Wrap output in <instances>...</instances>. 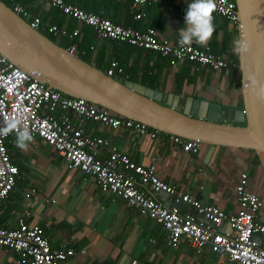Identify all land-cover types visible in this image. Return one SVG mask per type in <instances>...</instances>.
Listing matches in <instances>:
<instances>
[{"label":"crops","instance_id":"obj_1","mask_svg":"<svg viewBox=\"0 0 264 264\" xmlns=\"http://www.w3.org/2000/svg\"><path fill=\"white\" fill-rule=\"evenodd\" d=\"M11 1V7L13 2H18L32 16L41 17L42 32L51 34L66 48L74 46L80 57L98 68L106 71L112 60H118L124 69L116 75L121 81L131 80L164 91L165 101L173 92L244 108L242 73L237 60L240 30L216 11L211 38L203 45L195 41L192 44L232 60L229 67L217 70L190 61L171 65L156 51L101 38L95 27L65 14L46 0ZM66 1L126 26L141 30L154 27L160 35L172 40L180 38L179 31L184 26L185 10L190 2L150 0L143 6V18L136 19L133 0ZM52 25L67 29L69 34L79 29V34L55 35L46 28ZM83 126L87 132L118 146L139 164H155L158 176L167 183L226 211L239 208L236 185L241 171H249L251 185L254 177L263 172L251 149L218 146L206 163L209 148L206 144H201L198 153L191 154L173 143L169 133L161 132L159 138H152L126 127L115 128L91 120H85ZM15 141L16 134L8 145L20 174L15 189L0 206V224L16 226L18 214L30 209L29 220L44 227L53 246L74 249L67 264H240L207 248L197 253L186 240L177 246L170 245L167 231L160 223L141 215L122 197L104 191L79 169H69L44 140L35 137L26 149L19 148ZM96 151L108 154L105 147ZM242 165L246 168L239 172ZM155 195L171 202L166 192ZM260 215L264 220L262 211ZM17 262L14 251L0 246V264Z\"/></svg>","mask_w":264,"mask_h":264},{"label":"built area","instance_id":"obj_2","mask_svg":"<svg viewBox=\"0 0 264 264\" xmlns=\"http://www.w3.org/2000/svg\"><path fill=\"white\" fill-rule=\"evenodd\" d=\"M46 1L65 14L95 27L99 37L156 51L171 65L190 61L217 70L232 64V60L212 50L192 43L181 45L180 38L172 40L163 37L154 27L141 30L114 22L66 0ZM149 1H132L136 19L143 18V6ZM215 3V11L219 15L239 26L235 0H215ZM12 8L34 28L41 30V17L32 16L18 2H13ZM46 28L55 35L79 34V29L69 34L67 29L57 25ZM69 50L77 52L74 46ZM105 72L116 77L124 69L118 60H112ZM10 119L19 121L16 131L28 128L33 138H41L51 145L69 169H79L101 189L122 197L141 215L160 223L167 231L170 245L177 246L186 240L197 253L207 248L240 264H264V220L260 215L264 202L263 197L251 188L249 171H241L236 185L239 201L236 211H226L217 204L205 203L162 180L155 164H139L118 146L87 132L83 122L91 120L110 127H126L152 138H159L161 131L85 98L50 88L0 53V129ZM16 131L8 134L0 132V206L15 189L20 174L8 145ZM169 136L185 152L196 154L201 149L199 140L175 134ZM99 147H105L108 154L97 152ZM159 192L169 194L171 202L160 200L155 195ZM31 216L32 211L25 209L18 214L16 226L0 224V246L18 255L17 264H67L68 258L75 253L74 249L53 246L44 227L31 222Z\"/></svg>","mask_w":264,"mask_h":264},{"label":"water","instance_id":"obj_3","mask_svg":"<svg viewBox=\"0 0 264 264\" xmlns=\"http://www.w3.org/2000/svg\"><path fill=\"white\" fill-rule=\"evenodd\" d=\"M244 108L182 96L107 74L0 0V53L37 79L169 134L209 145L254 150L264 171V0H235Z\"/></svg>","mask_w":264,"mask_h":264},{"label":"clouds","instance_id":"obj_4","mask_svg":"<svg viewBox=\"0 0 264 264\" xmlns=\"http://www.w3.org/2000/svg\"><path fill=\"white\" fill-rule=\"evenodd\" d=\"M216 9L215 0H190L187 4L184 17V26L180 29L179 43L181 45L191 44L193 41L206 44L215 31L213 13ZM19 121L10 119L0 132L8 134L16 131ZM33 140V134L28 128L16 131V144L21 149L28 147V142Z\"/></svg>","mask_w":264,"mask_h":264},{"label":"rangeland","instance_id":"obj_5","mask_svg":"<svg viewBox=\"0 0 264 264\" xmlns=\"http://www.w3.org/2000/svg\"><path fill=\"white\" fill-rule=\"evenodd\" d=\"M244 167L246 168V166L242 165L240 167V169H238V171L240 172V170H242V168L244 169ZM260 177H261L262 182L260 181ZM251 188L254 189L255 191H257L263 197V202H264V171L261 172V174H259V176L254 177V179L252 180ZM263 213H264V206L262 209V214Z\"/></svg>","mask_w":264,"mask_h":264},{"label":"trees","instance_id":"obj_6","mask_svg":"<svg viewBox=\"0 0 264 264\" xmlns=\"http://www.w3.org/2000/svg\"><path fill=\"white\" fill-rule=\"evenodd\" d=\"M8 5H12V1L11 0H4ZM42 31V30H41ZM47 35H49L54 41H55V39L53 38V36L51 35V34H47ZM237 60L239 61V59L237 58ZM105 71V70H104ZM257 159H258V156H257ZM263 169V168H262Z\"/></svg>","mask_w":264,"mask_h":264}]
</instances>
